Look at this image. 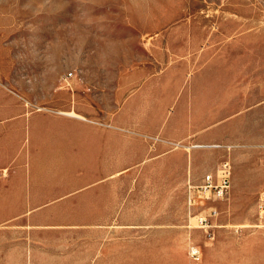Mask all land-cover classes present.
Listing matches in <instances>:
<instances>
[{
	"label": "rangeland",
	"instance_id": "obj_1",
	"mask_svg": "<svg viewBox=\"0 0 264 264\" xmlns=\"http://www.w3.org/2000/svg\"><path fill=\"white\" fill-rule=\"evenodd\" d=\"M0 107L25 152L58 121L150 150L90 185L39 162L42 199L0 194V264H264V0H0ZM226 160L228 194L190 207Z\"/></svg>",
	"mask_w": 264,
	"mask_h": 264
},
{
	"label": "crops",
	"instance_id": "obj_2",
	"mask_svg": "<svg viewBox=\"0 0 264 264\" xmlns=\"http://www.w3.org/2000/svg\"><path fill=\"white\" fill-rule=\"evenodd\" d=\"M8 110L9 107H0V123L2 122L0 124V172L6 171L8 173L9 169L12 168L16 170V173L11 174L9 177L7 174L5 176L0 174V194L3 192L9 193L10 198L15 196L13 199L15 198L18 201V208L23 211L26 209L25 201L42 199L36 189L39 184L36 168L41 161H56L58 169L66 170L63 175L72 178L80 176L75 170L82 168L84 172L81 175L83 178H87V181H84V183L90 185L102 182L98 180L91 181L89 179L91 177L90 169L92 162L98 163V165L94 166L98 169L113 168L124 170L135 167L139 162H143L148 153H150L149 146L146 144L145 138L148 136L146 134L114 132L113 135L116 137L113 140L114 145L112 146L114 150L109 155L106 140V136H108L107 132L94 130L92 134V130L90 129L75 128L74 123L62 124L59 121L56 128L52 131L51 137L43 135L45 139H38L37 145L28 152H25L23 146L27 127L26 114L19 115L18 120H14V124L12 125L9 122L8 117H10V112ZM63 113L66 112H61V114ZM80 118L82 119V116ZM156 135L149 134V136ZM165 135L162 136V145H159L156 149V153L163 154L162 157L159 156L157 164L162 163L163 166V163L168 161L167 156L164 155L166 151L165 147L167 146L166 142L169 141V137L167 138ZM39 136L37 135V137ZM39 144L42 145V149H39ZM48 147L50 150L45 149ZM27 162H29L30 167L29 188L26 178L23 176ZM73 184L74 182H72ZM57 198V196H47L43 199L55 200ZM20 202L22 203L21 205H19ZM26 214L19 212L14 215L24 216Z\"/></svg>",
	"mask_w": 264,
	"mask_h": 264
},
{
	"label": "built area",
	"instance_id": "obj_3",
	"mask_svg": "<svg viewBox=\"0 0 264 264\" xmlns=\"http://www.w3.org/2000/svg\"><path fill=\"white\" fill-rule=\"evenodd\" d=\"M232 171L231 162L226 160L219 166L216 177L212 174L207 175L202 186L190 187L188 198L189 206H195L198 200L210 198V195H214V197L218 199H223L228 194L231 187ZM6 174V171L2 172V175L5 176ZM212 214L216 215L217 211L212 210ZM200 223L203 225L207 223V220L205 218L200 219ZM192 256L195 260H199L198 251H193Z\"/></svg>",
	"mask_w": 264,
	"mask_h": 264
},
{
	"label": "bare ground",
	"instance_id": "obj_4",
	"mask_svg": "<svg viewBox=\"0 0 264 264\" xmlns=\"http://www.w3.org/2000/svg\"><path fill=\"white\" fill-rule=\"evenodd\" d=\"M63 114H65L67 116H71V117H77V118L81 117L80 115H77L76 113H63Z\"/></svg>",
	"mask_w": 264,
	"mask_h": 264
}]
</instances>
